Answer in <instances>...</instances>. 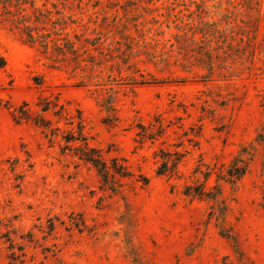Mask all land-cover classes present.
I'll return each instance as SVG.
<instances>
[{"label":"rangeland","instance_id":"rangeland-1","mask_svg":"<svg viewBox=\"0 0 264 264\" xmlns=\"http://www.w3.org/2000/svg\"><path fill=\"white\" fill-rule=\"evenodd\" d=\"M24 101L81 121L134 175L104 186L60 136L13 119ZM177 151L180 174L158 175ZM57 260L264 264V0H0V264Z\"/></svg>","mask_w":264,"mask_h":264},{"label":"trees","instance_id":"trees-1","mask_svg":"<svg viewBox=\"0 0 264 264\" xmlns=\"http://www.w3.org/2000/svg\"><path fill=\"white\" fill-rule=\"evenodd\" d=\"M21 3L22 2H18L19 5H21ZM26 33L28 41H39L42 47L45 49L48 48L50 41L48 38L50 37L49 33L35 35L33 33V29L29 25L26 26ZM70 50L76 55L75 52L77 50L75 48H71ZM78 56L79 55L77 54L75 58ZM37 105L39 107V111L42 113L51 112L52 115L58 117L59 120L65 117L69 120V123H74L75 121V116L71 113V111L64 104H61L58 98L54 95H41ZM77 111L80 113L79 109H77ZM11 115L17 123L23 121L34 123L43 130L45 135L48 136L50 140H54L56 137L60 136L63 141V144H61L62 151L66 152L69 150L78 159L95 167L100 177V181L104 186L112 189V178H129L134 175L133 171L129 169V166L121 162L122 159L120 157L116 156L107 159L100 148L90 145L87 136L84 135L81 121H77V130H74L73 128L62 129L60 126H53L51 119L44 115L36 114L26 101H24L21 105L14 107L11 110ZM79 119H81L80 116ZM164 155L166 156L162 158L159 166L157 167V174L168 175L170 177L178 176L180 174L179 163L182 161L183 154L177 151L175 152V158H169L166 153ZM236 162L241 164L236 167L238 163H234V165L228 169L227 176L230 182L238 181L248 170V162L246 160H240L238 157L236 158ZM143 181L144 184H146L149 180L147 177H144ZM183 193L187 196L213 201L219 200L221 194L219 188L211 191L201 185H187ZM51 264L64 263L61 260H57Z\"/></svg>","mask_w":264,"mask_h":264}]
</instances>
